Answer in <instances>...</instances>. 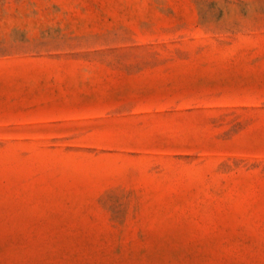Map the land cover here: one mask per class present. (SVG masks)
<instances>
[{
  "label": "rangeland",
  "instance_id": "1",
  "mask_svg": "<svg viewBox=\"0 0 264 264\" xmlns=\"http://www.w3.org/2000/svg\"><path fill=\"white\" fill-rule=\"evenodd\" d=\"M0 264H264V0H0Z\"/></svg>",
  "mask_w": 264,
  "mask_h": 264
}]
</instances>
